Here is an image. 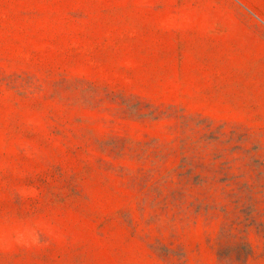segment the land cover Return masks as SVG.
Returning <instances> with one entry per match:
<instances>
[{"label":"rangeland","instance_id":"rangeland-1","mask_svg":"<svg viewBox=\"0 0 264 264\" xmlns=\"http://www.w3.org/2000/svg\"><path fill=\"white\" fill-rule=\"evenodd\" d=\"M0 264H264V0H0Z\"/></svg>","mask_w":264,"mask_h":264}]
</instances>
